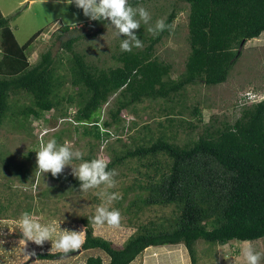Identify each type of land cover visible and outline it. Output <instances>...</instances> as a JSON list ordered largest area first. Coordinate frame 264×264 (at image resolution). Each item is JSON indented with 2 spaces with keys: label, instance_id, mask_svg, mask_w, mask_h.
Wrapping results in <instances>:
<instances>
[{
  "label": "rangeland",
  "instance_id": "obj_1",
  "mask_svg": "<svg viewBox=\"0 0 264 264\" xmlns=\"http://www.w3.org/2000/svg\"><path fill=\"white\" fill-rule=\"evenodd\" d=\"M138 5L150 13L151 20L149 24L141 22L138 29L132 30L143 43L142 47L133 50L144 48L150 37L154 36L148 31L149 26H153L158 19L165 20L172 10L176 11L171 33L156 44L154 54L171 65V78H179L186 70L191 50L188 40L189 4L183 0H141ZM0 6L10 19V25L21 44L41 30L27 49L29 59L37 62L44 51L52 49L57 59L56 72L64 78L65 83L58 90L62 104L58 109L43 112L40 117L30 115L25 118L20 114L21 108L32 104L31 95L20 91L10 97V114L0 126V264H84L92 255H101L105 264L110 260L104 250L83 249L82 244L76 252L65 257L38 258L40 252L59 250L53 247L51 240H46L42 245L21 240L23 235L16 221L24 211L30 212L33 219L40 223L54 224L57 228L53 233L54 238L58 236L59 228L83 231V243L88 223L94 227L96 235L114 240L117 245H123L140 224L149 223L151 219L163 221L172 214L173 206L154 205L140 209L136 204H131L141 194L142 188L138 183L147 180L142 175L147 169L142 165V162H147L146 159L124 160L108 171L112 173V186L102 182L87 191L81 188L83 182L77 184L79 179L73 175L74 167L80 163L78 160H74L73 165H66L55 177L51 172L41 175L37 171L36 150L49 139H56L58 144L67 142L73 151L79 149L83 153L81 160L104 159L108 164L125 151L141 144H150L161 135L170 141L186 144L198 139L207 127L215 129L233 123L241 115L243 107L249 104H244L243 99L249 90L260 93L264 99L263 32L245 43L242 55L226 82L211 85L197 82L168 99L145 98L124 109L117 120L113 119L112 112L117 109L123 96L119 93L112 95L100 110L102 127L111 135L99 140L85 134L83 125L73 119L77 106L76 103H69L66 97L72 95L77 102L80 95L70 82L72 53L62 47V41L71 35L82 34L73 49L83 53L89 63L108 69L121 64L118 59L123 52L120 41L129 40L131 43V37L125 34L117 36L118 29L111 21L101 32L89 27L88 23L92 20L74 4L57 3L56 0H0ZM62 25H71L73 29L63 32ZM196 108L201 114L196 112ZM104 121L111 122V125L103 126ZM100 192L116 193L118 198L107 203L103 196L98 195ZM98 206H107L109 210L119 209V225H96L92 218ZM247 243L264 253V237L252 241L233 239L226 244L199 239L195 248L200 264H246L242 255L236 254L234 249L238 252ZM179 247L187 249L183 243ZM147 250L131 264H152L147 260ZM32 252L35 255L28 259L25 255ZM188 256V264H191L189 252ZM165 263L170 264L163 257L153 262ZM260 264H264V256Z\"/></svg>",
  "mask_w": 264,
  "mask_h": 264
},
{
  "label": "trees",
  "instance_id": "obj_2",
  "mask_svg": "<svg viewBox=\"0 0 264 264\" xmlns=\"http://www.w3.org/2000/svg\"><path fill=\"white\" fill-rule=\"evenodd\" d=\"M140 1L129 3L134 7ZM183 1L190 6L191 50L186 70L177 79L170 77L171 65L154 54L156 44L171 33L177 17L174 10L164 20L170 25L168 29L151 36L142 49L123 51L118 56L121 64L108 69L96 67L73 49L82 34L62 41V47L72 53L70 82L80 95L77 102L72 95L66 98L76 103L73 119L83 125L85 134L99 140L110 137L111 132L102 127L100 110L116 93L123 99L112 112L114 120L128 106L145 98L168 99L197 82H226L242 55L241 43L264 32V0ZM109 22L92 20L88 26L101 32ZM61 28L63 32L73 29L71 25ZM40 34L41 30L21 44L0 8V126L10 114L13 93L24 91L32 96V104L20 109L25 118L40 117L62 104L58 90L65 83L56 72L53 50L44 51L35 63L27 54ZM196 112L201 114L198 108ZM110 125L109 121L103 122L105 127ZM131 158L147 160L142 162L147 168L142 175L147 180L138 183L142 191L131 204L140 209L173 206V211L163 221L151 219L140 224L123 245L96 235L94 227L87 223L82 248L104 250L110 258L108 264H131L149 246L180 243L187 247L191 264H200L195 248L199 239L226 244L233 239L252 241L264 237V100L243 107L233 123L215 129L207 127L191 143L179 144L161 135L150 144L116 156L105 170ZM77 250L40 252L38 258L58 259ZM84 264L105 263L101 255H92Z\"/></svg>",
  "mask_w": 264,
  "mask_h": 264
},
{
  "label": "clouds",
  "instance_id": "obj_3",
  "mask_svg": "<svg viewBox=\"0 0 264 264\" xmlns=\"http://www.w3.org/2000/svg\"><path fill=\"white\" fill-rule=\"evenodd\" d=\"M57 3H66L67 5L74 4L75 7L82 9L83 14L91 20L104 21L110 20L116 26L118 32L116 35L125 34L131 37L129 40L120 41L122 51L131 52L133 48L143 46L141 40L132 33V30L138 29L141 22L149 24L151 20L150 13L142 6L137 5L134 9L129 3V0H56ZM170 25L166 24L164 19H158L153 26H149L148 31L153 35H159ZM37 154V171L42 175L51 172L55 177L60 174L66 165H73L74 160L80 161L78 166L73 169V175L82 181L81 188L84 191L95 188L101 185L102 182H107L108 186L113 185L110 179L111 172L105 171L107 162L104 159L81 160L83 153L76 149L73 151L68 143L58 144L56 139H49L41 144ZM75 157V159H73ZM98 195L103 196L107 203L117 199L116 193L100 192ZM93 222L98 226L105 224L109 226H118L121 219L119 209H111L107 206H98L93 216ZM16 226L22 232L21 240L32 241L36 245H42L46 240H51L55 249L68 253L72 250L79 249L82 244L83 231L61 230L55 238L53 233L57 231L54 224H44L33 219L32 214L24 211L16 221ZM20 242V241H19ZM23 251V249H22ZM234 252L242 255L246 264H260V260L264 253L256 250L251 243H247L244 247ZM35 252L25 255L28 259L34 256Z\"/></svg>",
  "mask_w": 264,
  "mask_h": 264
},
{
  "label": "crops",
  "instance_id": "obj_4",
  "mask_svg": "<svg viewBox=\"0 0 264 264\" xmlns=\"http://www.w3.org/2000/svg\"><path fill=\"white\" fill-rule=\"evenodd\" d=\"M2 13L5 16H7L3 10H2ZM0 51H1V48H0ZM1 57H2V51H1ZM32 63H35V62H32ZM178 245L179 244L175 246L174 245L149 246L147 248L148 250L146 253V256H149L147 260L153 264L155 260L160 261L163 257V259L166 260V262H169L170 264H182V263L188 264L189 262L188 249H185L184 247L178 248Z\"/></svg>",
  "mask_w": 264,
  "mask_h": 264
},
{
  "label": "built area",
  "instance_id": "obj_5",
  "mask_svg": "<svg viewBox=\"0 0 264 264\" xmlns=\"http://www.w3.org/2000/svg\"><path fill=\"white\" fill-rule=\"evenodd\" d=\"M244 104L246 103H256L261 100H264L262 95L260 93H257L256 91L249 90L244 94Z\"/></svg>",
  "mask_w": 264,
  "mask_h": 264
},
{
  "label": "water",
  "instance_id": "obj_6",
  "mask_svg": "<svg viewBox=\"0 0 264 264\" xmlns=\"http://www.w3.org/2000/svg\"><path fill=\"white\" fill-rule=\"evenodd\" d=\"M244 43H245V41H243V42L241 43V47H240V49L244 46Z\"/></svg>",
  "mask_w": 264,
  "mask_h": 264
}]
</instances>
